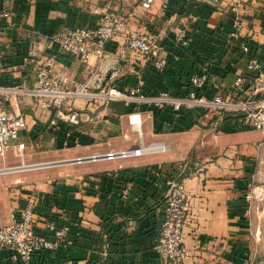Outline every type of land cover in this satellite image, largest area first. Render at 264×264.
I'll list each match as a JSON object with an SVG mask.
<instances>
[{
	"label": "crops",
	"instance_id": "obj_1",
	"mask_svg": "<svg viewBox=\"0 0 264 264\" xmlns=\"http://www.w3.org/2000/svg\"><path fill=\"white\" fill-rule=\"evenodd\" d=\"M0 0V83L36 81L32 48L39 59L55 55V67L68 85L84 81L91 90L114 85L140 86L145 93L168 90L183 95L191 76L207 73L199 93L235 91V79L247 71L246 40L264 64V0ZM108 10L127 15L126 28L106 44V55L80 56L61 50L58 33L65 27L93 26ZM8 12V15L4 13ZM240 38H230L238 20ZM191 36L183 47L178 30ZM155 33L165 45L167 63L126 43L129 32ZM251 87L250 83L246 84ZM249 92L246 89L242 95ZM71 104L81 121L51 123L53 106L31 95H12L11 115L27 127L14 144L26 142L25 157L15 168L17 147L0 170V224L11 210L37 198L36 230L49 234L48 222H69L71 230L56 250H42L40 264H172L159 245L172 164L200 160L204 170L187 182L189 216L184 241L191 255L181 264H256L264 249L257 239V205L247 192L264 187V132L245 127L238 114L221 122L200 107L158 108L147 103L77 95ZM139 111L141 124L129 114ZM144 145L139 155L108 158L105 153ZM78 157H82L81 160ZM48 163L36 167L29 165ZM15 251L0 247V264H19Z\"/></svg>",
	"mask_w": 264,
	"mask_h": 264
},
{
	"label": "built area",
	"instance_id": "obj_2",
	"mask_svg": "<svg viewBox=\"0 0 264 264\" xmlns=\"http://www.w3.org/2000/svg\"><path fill=\"white\" fill-rule=\"evenodd\" d=\"M154 0H143L142 5L150 7ZM167 0L164 1L166 5ZM8 15V12L4 13ZM128 17L116 10L105 11L96 25L85 27H65L58 33L61 50L74 53L84 61L90 57L102 58L106 55V44L119 35L126 28ZM242 21L239 19L235 30L229 34L230 38H240ZM178 39L183 47L190 45L192 38L185 28L178 30ZM127 45L133 50L151 57L155 67L163 68L167 59L164 55L165 45L155 33L133 31L126 36ZM241 48L248 53L247 71L253 76L240 74L235 79L236 89L224 95L215 93L206 96L199 93L208 79L207 73H196L191 76V88L183 95H175L168 90L157 93H145L140 86L121 89L114 85L103 86L99 90H91L84 81H74L69 86L67 77L63 76L55 67L56 56L39 59L35 48L29 50L25 60L34 62L36 81L32 85L22 83H0V159H6L14 146L22 159L25 157L26 142L14 144L23 129L27 127L26 118L22 115H11L7 110V101L12 95H31L51 104L54 108L51 123L73 125L81 121L79 110L71 104V99L77 95L101 97L106 100L120 99L126 102L147 103L149 105L175 111L182 108L200 107L211 112L220 122L229 114H238L245 127L260 129L264 132V64L253 53L246 40L241 41ZM0 67L2 55L0 53ZM251 87L247 88L246 84ZM248 89L245 95L242 93ZM133 124L142 123L139 111L129 114ZM146 150L144 145H136L124 150H112L105 153L108 158L117 156L139 155ZM79 160L82 157H78ZM205 166L200 160H195L192 170L184 174L179 180L169 177L166 189V207L160 227L159 245L162 255L172 264H181L191 255V249L184 241V227L189 216V202L187 182ZM6 169V167H5ZM0 170H4L0 167ZM258 186L250 189L246 194L248 206L251 207L259 196ZM37 198L31 197L25 206L12 209L8 220L0 224V247H7L16 252L20 258L19 264H40L35 260L37 252L42 250H56L62 244L71 230L69 222L58 223L56 220L48 222L49 234L41 235L36 230L38 222ZM63 264H71L66 259ZM256 264H264L260 258Z\"/></svg>",
	"mask_w": 264,
	"mask_h": 264
},
{
	"label": "rangeland",
	"instance_id": "obj_3",
	"mask_svg": "<svg viewBox=\"0 0 264 264\" xmlns=\"http://www.w3.org/2000/svg\"><path fill=\"white\" fill-rule=\"evenodd\" d=\"M14 154L10 153L8 156ZM15 159H17V165H21V157L18 154H14ZM8 157L6 159H0V167H3L5 169L8 162H6ZM26 165V164H25ZM23 166V165H21ZM17 167V166H16ZM25 168V167H24ZM260 193L258 198L256 199V205H257V226L255 227V233L257 234V239L255 240L253 244V249H264V187L263 189H259Z\"/></svg>",
	"mask_w": 264,
	"mask_h": 264
},
{
	"label": "trees",
	"instance_id": "obj_4",
	"mask_svg": "<svg viewBox=\"0 0 264 264\" xmlns=\"http://www.w3.org/2000/svg\"><path fill=\"white\" fill-rule=\"evenodd\" d=\"M194 161L188 163L186 162H179L172 164L170 170H168V177H172L174 179H180L184 174L190 172L193 168Z\"/></svg>",
	"mask_w": 264,
	"mask_h": 264
},
{
	"label": "water",
	"instance_id": "obj_5",
	"mask_svg": "<svg viewBox=\"0 0 264 264\" xmlns=\"http://www.w3.org/2000/svg\"><path fill=\"white\" fill-rule=\"evenodd\" d=\"M44 164H48V163H42V164L29 165L28 167H36V166H39V165H44Z\"/></svg>",
	"mask_w": 264,
	"mask_h": 264
},
{
	"label": "bare ground",
	"instance_id": "obj_6",
	"mask_svg": "<svg viewBox=\"0 0 264 264\" xmlns=\"http://www.w3.org/2000/svg\"><path fill=\"white\" fill-rule=\"evenodd\" d=\"M27 165H23V166H17V167H15V168H24V167H26Z\"/></svg>",
	"mask_w": 264,
	"mask_h": 264
}]
</instances>
